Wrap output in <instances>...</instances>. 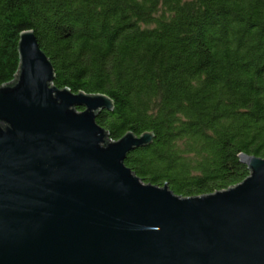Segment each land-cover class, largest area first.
Listing matches in <instances>:
<instances>
[{
    "label": "trees",
    "instance_id": "trees-1",
    "mask_svg": "<svg viewBox=\"0 0 264 264\" xmlns=\"http://www.w3.org/2000/svg\"><path fill=\"white\" fill-rule=\"evenodd\" d=\"M24 32L53 87L112 102L109 142L153 135L124 161L143 184L209 196L248 177L238 156L264 160V0H0V88Z\"/></svg>",
    "mask_w": 264,
    "mask_h": 264
},
{
    "label": "water",
    "instance_id": "water-1",
    "mask_svg": "<svg viewBox=\"0 0 264 264\" xmlns=\"http://www.w3.org/2000/svg\"><path fill=\"white\" fill-rule=\"evenodd\" d=\"M17 53L0 88V264H264V160L238 156L248 177L209 196L145 185L124 161L153 135L109 142L107 97L53 87L32 32Z\"/></svg>",
    "mask_w": 264,
    "mask_h": 264
}]
</instances>
